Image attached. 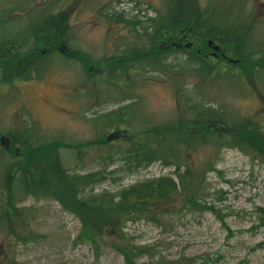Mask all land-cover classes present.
I'll return each mask as SVG.
<instances>
[{
  "label": "rangeland",
  "instance_id": "rangeland-1",
  "mask_svg": "<svg viewBox=\"0 0 264 264\" xmlns=\"http://www.w3.org/2000/svg\"><path fill=\"white\" fill-rule=\"evenodd\" d=\"M8 1L0 0V12L8 7ZM183 1L187 6L192 2ZM197 1L206 7L210 0ZM12 2L15 8L9 14L15 22L7 21L5 16L7 24L0 26V35L11 29V35L24 36V44L19 45L22 51H27L34 26L51 17L55 22L66 17L64 25L70 28L68 46L91 56L94 62L105 56L104 43L121 32V25L128 26L121 19L141 20L165 9V0ZM229 3L236 6L228 10ZM212 5L222 21L241 18L240 29L247 31L248 40L264 49V0H214ZM131 30L134 36L130 35L129 43L137 37L139 25L137 30ZM244 35L241 33V37ZM257 48H243V52L255 53ZM178 59L181 58L163 60L170 65L169 73L161 68H148L142 77L130 76L128 94L122 101L109 97L104 76H97L96 87L91 88L79 65L72 59L63 60L58 52L45 57L39 78L5 83L0 74V135L12 134L18 143L24 138L34 146L54 140L77 144L79 155L75 148L62 147L58 150L59 158L72 174L103 172L100 183L86 188L88 195L116 192L139 181L164 176L177 181L174 168L160 162L129 168L123 148L133 137L130 131L142 128L143 124L160 126L176 120L178 86L190 89L194 85L193 91L204 99L202 105L219 108L229 123L252 119L264 135V78L257 79L255 88L247 77L242 80V74L230 73L234 79L218 76L224 73L219 66L212 72L216 79L201 81L178 74L175 69ZM252 77L255 80L254 70ZM120 118L131 123L121 124ZM214 139L208 138L206 144L192 147L185 157L193 169L213 161L214 170L206 175L204 199L218 211L219 218L211 212L181 209L165 215L159 223L127 222L123 228L126 240L143 247L140 263L156 264L163 260L173 264H264V162L254 152L256 156L235 148L218 150ZM27 148L12 153L0 148V203L10 188L15 194L13 206L22 209L23 218L13 229L21 237L29 238L19 241L0 218V264H125L122 255L113 248L117 242L109 224L98 228L94 243L78 240L81 226L76 215L52 197L37 199L19 194L22 182L13 163L24 162ZM3 210L0 205V215Z\"/></svg>",
  "mask_w": 264,
  "mask_h": 264
},
{
  "label": "trees",
  "instance_id": "trees-1",
  "mask_svg": "<svg viewBox=\"0 0 264 264\" xmlns=\"http://www.w3.org/2000/svg\"><path fill=\"white\" fill-rule=\"evenodd\" d=\"M213 1L210 0L208 6L201 7L197 0H192L190 6L185 5L183 0H165L163 13L144 17L141 20H122L130 29L137 30L139 25L135 39L143 35L146 42L145 51L151 50L148 53L151 57L145 59V72L146 69L156 66L152 57L153 50L156 49L154 44H168L170 34L175 33L177 44L192 43L190 48L185 46L176 48L175 57L181 58L175 65L178 74L189 75L201 81L206 78L216 79L215 73L212 72L221 66L224 68V73L218 76L234 79L229 75L230 73L242 74V80L247 77L251 80L253 87H257V79L264 78V49H260L261 46L248 40L247 31L240 29L241 18L234 22H228L226 19L222 21V18H219L220 14L212 5ZM239 4L237 7L240 6ZM233 6L236 5L229 3L227 9L231 10ZM66 21V17L58 22L51 17L43 21L40 26L33 28L30 31L32 44L27 51H22L23 47L19 45L24 44L19 39L24 36L20 35L17 37L16 47L0 45L2 79L10 81L13 78L30 79L39 76L41 71L43 72L45 57L54 55L57 50L56 47H49L42 55L35 47V43L37 41L39 43L58 42L62 39L68 42L70 28L69 25H64ZM60 23H63V26L59 30ZM130 33L134 36L132 30ZM241 33L245 35L241 37ZM208 40L220 44L221 52L226 53L236 62H226L220 58L211 59L206 56L210 50L207 47ZM240 47L258 48L257 52L246 54L243 48L239 49ZM257 53L259 54L256 55ZM78 54L83 64L88 65L89 56L79 50ZM159 55L160 62L155 68H161L169 73L170 65L163 63L166 58L162 49ZM253 70L256 73L255 80L252 77ZM193 89L194 85L190 89L176 87L177 114H175L174 122H166L160 126L143 124L142 128L130 131L133 137L123 148L124 160L130 166L129 168L137 169L147 167L153 162H160L174 168L177 181L170 176H164L139 181L116 192L105 191L88 195L86 188L100 183L104 179L103 172L94 171L83 175L70 173L61 164L58 150L62 147L75 148L79 155V146L54 140L42 142L33 147L25 143L28 148L24 154V162L13 163L17 167V172H20L22 182L19 194L37 199L52 197L66 211L76 215L81 226L78 240L94 243L98 228L105 223L109 224L110 231L113 232L112 237L117 242L113 243V248L122 255L124 263L148 264L139 262L144 254L143 247H136L126 240L123 228L127 222L144 220L159 223L165 215L174 211L180 212L181 209L201 213L211 212L219 218L218 211L204 199L206 175L214 170L213 161L193 169L186 161L188 157H185V152L188 153L192 147L204 145L208 138L215 137L214 143L218 150L219 147H227L239 149L246 154L255 153L264 162V135L259 130L258 123L249 118H244L243 123L234 121L229 123L219 108H208L202 105L200 102L204 99ZM200 92H203L202 88ZM124 121L128 122L127 124L131 123L130 120L126 121V118L123 120L120 118L121 124ZM10 171L11 167L6 173L7 183H9ZM14 195L10 188H7L5 199L0 203L4 206L0 218L4 219L11 234L17 236L19 241L25 242L29 238L21 237L13 229L16 222L23 220L22 209L13 206ZM173 263L163 260L156 262V264Z\"/></svg>",
  "mask_w": 264,
  "mask_h": 264
},
{
  "label": "flooded vegetation",
  "instance_id": "flooded-vegetation-1",
  "mask_svg": "<svg viewBox=\"0 0 264 264\" xmlns=\"http://www.w3.org/2000/svg\"><path fill=\"white\" fill-rule=\"evenodd\" d=\"M8 7L2 8L3 11L0 12V26H4L7 24L6 21H4V17L8 16L7 21L15 22L14 18L11 17L9 13H13V9L15 8V5L13 4L12 0L8 1V4L6 5ZM141 10H139V13ZM17 13H19L17 11ZM124 12H122L123 14ZM9 14V15H8ZM16 14V13H15ZM125 20V19H121ZM45 21V20H44ZM43 23V22H42ZM41 23V24H42ZM10 24V23H9ZM40 24V25H41ZM61 24L58 26L59 30L61 29ZM39 25V26H40ZM121 32H116L112 37L109 38L108 41L104 43V46L106 47L105 56L102 57L100 61L94 62L92 60V57L89 56L88 59V65H84L81 61V57L78 54V50H74L68 46V42L64 41L63 39L56 42H36L37 50H40L41 54L44 55V53L47 51L49 47L55 48L59 55L63 58V60H73L75 63H77L80 67V70L82 71V74L85 75V77L88 79V84L91 88L96 87L95 81L96 77H103L105 78L106 82L108 83V91H109V97H111L112 100L117 98L118 100L120 98V101L125 99L128 94L127 87L129 82L130 76H136L142 77L144 74V63L145 59H149L151 56L148 54L151 52L145 51V38L144 36H140L139 38L132 39L129 43L128 39H130V35H128V32H130V28L128 29V26L121 25ZM6 27V26H5ZM38 27L34 26L33 28ZM123 28V29H122ZM134 28V27H133ZM8 32L7 34L0 35V45L7 46L9 48L16 47L17 44V37L11 35L13 30L6 29ZM127 33V34H126ZM15 34V33H14ZM21 42L25 41V37L21 38ZM156 49L153 50V61L155 65L158 67V63L160 62V51L163 50V54L166 59L173 60L175 58L176 48L181 47V44H177L176 42V34L172 33L169 36L168 44L161 45L157 44ZM186 47V46H185ZM210 51L208 52V57H212L215 59H223L224 61H228L229 57L226 53H222L221 49L218 53H214L212 55V49L209 48ZM10 53H13V51H10ZM101 63L103 66H101ZM154 66V68L156 67ZM156 69V68H155ZM0 74L2 77L1 67H0ZM42 74V71H41ZM40 74V75H41ZM39 76H35L34 78L30 79H17L13 78L10 81H16V80H22V81H28L31 79L39 78ZM141 75V76H140ZM10 81H6L10 82ZM116 93V94H115ZM124 119V118H123ZM3 136V140L0 141V148L8 151L10 153L16 152V150H20L21 148H24L25 143L28 144L26 139H20L19 143L17 142L18 138H16L15 135H0V137ZM20 144V145H19ZM39 144V143H38ZM36 144V145H38ZM31 147L34 145L30 144ZM35 145V146H36ZM18 154V151H17Z\"/></svg>",
  "mask_w": 264,
  "mask_h": 264
},
{
  "label": "water",
  "instance_id": "water-1",
  "mask_svg": "<svg viewBox=\"0 0 264 264\" xmlns=\"http://www.w3.org/2000/svg\"><path fill=\"white\" fill-rule=\"evenodd\" d=\"M207 44H208V46L210 47V46L213 45V41L209 40ZM187 46H190V44H187ZM212 49H213L214 51H218V50H220V47H219V45H214V46L212 47ZM2 140H3V136L0 137V141H2Z\"/></svg>",
  "mask_w": 264,
  "mask_h": 264
}]
</instances>
